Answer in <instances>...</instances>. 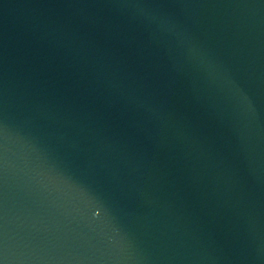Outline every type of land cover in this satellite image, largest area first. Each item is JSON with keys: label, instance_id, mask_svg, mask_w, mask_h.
I'll use <instances>...</instances> for the list:
<instances>
[{"label": "water", "instance_id": "1", "mask_svg": "<svg viewBox=\"0 0 264 264\" xmlns=\"http://www.w3.org/2000/svg\"><path fill=\"white\" fill-rule=\"evenodd\" d=\"M0 264H264V0H0Z\"/></svg>", "mask_w": 264, "mask_h": 264}]
</instances>
